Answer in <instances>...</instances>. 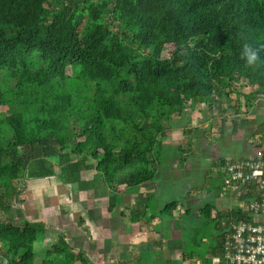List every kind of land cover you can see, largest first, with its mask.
Returning <instances> with one entry per match:
<instances>
[{
  "label": "trees",
  "instance_id": "16d2710c",
  "mask_svg": "<svg viewBox=\"0 0 264 264\" xmlns=\"http://www.w3.org/2000/svg\"><path fill=\"white\" fill-rule=\"evenodd\" d=\"M246 42L264 44V0H0L10 83L0 86V243L10 264H36L45 221L8 219L34 179L80 182L94 170L123 194L156 179L162 141L186 110L216 116L238 87L245 114L264 100V49L248 65ZM212 208L201 209L206 219ZM249 220L227 219L221 253L231 224ZM41 264L90 263L60 234Z\"/></svg>",
  "mask_w": 264,
  "mask_h": 264
},
{
  "label": "crops",
  "instance_id": "0c3cea01",
  "mask_svg": "<svg viewBox=\"0 0 264 264\" xmlns=\"http://www.w3.org/2000/svg\"><path fill=\"white\" fill-rule=\"evenodd\" d=\"M255 108L248 114L255 113ZM212 113L214 114L210 108L204 105L186 110L181 121L174 122L173 128L162 141L166 148L162 152H169V154H164L165 156L160 161L154 181L130 188L123 194L113 195L102 179L98 177V180L93 182L92 193L86 191L88 192L86 195V192L83 191V194L77 199L75 206L77 211L73 213L72 224L68 218V226L55 232V235L47 237V224L51 222L54 215H49V217L38 214L16 216V220L14 219L12 222L16 225H23L20 219L45 221L43 236L34 244L35 263L41 264L46 257L47 250L60 234L65 236L66 242L74 250L83 253L90 264H213L214 258H221L220 247L222 236L227 231V219L244 211V202L240 200L241 193L238 185H226V182L222 184L221 188L215 187V190L220 191L218 194L215 193L217 197L222 194L221 192H227L225 198L218 199L217 206L210 199V195L205 203L198 196L193 197L191 191L189 193L191 187L188 185L185 199L161 204L158 196L159 187H161L159 181L174 178L172 172L178 169L181 161H185L183 157L193 155L197 148L196 144L205 146V148L208 145H214L212 144V134L221 135L225 130L226 125L218 126L220 119L213 117ZM257 113L260 112L257 111ZM261 113L263 116L259 115L261 116L259 121V116L249 117L247 115L244 118L245 115H242V117L239 116V123L232 124V130L235 133L242 126H252L251 132L245 138L247 142L243 146L247 157L256 156L263 147L256 141L258 128L264 122H260L264 118V111L261 110ZM230 121L232 120L230 119ZM205 151L202 150L204 155L207 153ZM178 152L183 154L182 158ZM242 157H239L234 151L223 152L221 148L209 151V168H207L209 172L205 171V182L208 183V176L215 171L214 169L221 172L222 163ZM179 158H181L180 161H178ZM164 163L168 165L169 169L162 174ZM93 172L96 173L94 170ZM83 173L90 178L92 171ZM52 178L55 177L43 179V183L35 184V188L41 186L40 190L47 189L49 186L46 182ZM83 178L85 179L84 176L82 180ZM178 179L180 181V178ZM111 201L114 205L112 210L109 208ZM175 201L177 207L174 210L164 211L167 204ZM152 203L154 207H151ZM207 204L213 205L209 219H206L201 212V209ZM137 209L141 210L139 214L136 212ZM184 213L185 216H182ZM8 218H11V215ZM52 219L56 221L57 217ZM188 219L193 222V225H196L197 229L198 226L210 225V221L214 224L210 226L212 232L199 236L195 247L188 245L189 240L192 239L190 233L195 230L188 227ZM258 219L263 220L264 218ZM200 244L206 247L204 251L199 248ZM222 262L220 264H226ZM0 264H10L1 243Z\"/></svg>",
  "mask_w": 264,
  "mask_h": 264
},
{
  "label": "rangeland",
  "instance_id": "374dc122",
  "mask_svg": "<svg viewBox=\"0 0 264 264\" xmlns=\"http://www.w3.org/2000/svg\"><path fill=\"white\" fill-rule=\"evenodd\" d=\"M68 74H71V70H68ZM4 75L5 74H0V86L3 87V90H6L9 88L10 83L9 80L3 79ZM244 90L245 89L242 88L241 90V88L238 87L233 93L230 94L229 98H224L221 113L216 114V116L212 113L213 117H218V119H220L218 121V126L226 125L225 130L221 133V135H218V133L212 134V144L214 145H208L205 148V146L196 144L197 148L195 147L196 150H194L193 155L183 157L185 161H181V165L178 167V169L172 172L174 178L171 177L170 179H163L159 181L161 187H159L160 189L158 192V196L161 204H166L174 200L185 199L188 193L187 185L191 187L189 193L191 191L193 197L198 196V198H201L204 203L207 201V199H209V195L211 197L210 199L215 202L216 206L218 205V199L222 200L226 197L227 192H221V195H218V197L215 196V193L218 194V192L220 191L214 189L215 187L221 188L223 183H228V178L224 173H221L220 171L218 172V169H214L215 171L210 173L208 176V183L205 182L204 176L206 175L205 171H207V173L209 172L207 170V168H209V151L221 148L223 152L234 151L238 154L239 157H247L243 151V146H245L247 142L245 138L251 132L250 128L252 126H242L235 133L232 130V124L238 122V119H240L242 115H245L244 118H246L247 115L249 117H252L254 115L263 116L261 110L264 111V100L258 101L257 104L254 106V108L256 107L255 113H252L250 115L248 113L245 114L243 112V108L246 103V100L243 95H241L242 91ZM236 109H239L238 113L235 112ZM2 110L3 108L0 107V112ZM257 111L260 113H257ZM261 116H259L258 121L261 119ZM230 119L232 121H230ZM263 121L264 118L260 122ZM164 149L166 148L164 147ZM202 150L207 153L204 155V152H202ZM163 154L168 155L169 152H164ZM178 154L182 158L183 154L181 155L180 152H178ZM181 158H179L178 161H180ZM168 169V165L164 163L162 165V174H164L165 171ZM83 176L85 177V179L83 178L82 180L81 178L80 182H73L69 175L63 177L57 176L55 178L49 179L46 182L47 186L49 187L43 190H40L41 186L35 188V184H41L43 183V180L34 179L32 182H30L31 190L29 189L23 194H21L20 199L22 203L18 201L13 202V207L9 212L11 218L8 219L11 222H14V219L16 220V216H19L21 214H24L25 216H27L28 214L30 216L38 214L46 217H49V215H54V217L52 218L57 217V219L55 221L51 218V222L47 224V237L55 235V232L61 231L63 228H66L68 226V218L70 223L72 224V219L74 216L73 213H76L77 211V209L75 208L77 199L83 194V191H88L92 193L91 191L93 182H96V180H98V176L93 171L90 175V178L86 177L84 173L82 174V177ZM178 178H180V181ZM227 183L226 185H232L231 183ZM103 189L106 191V188L104 186ZM88 192H86V195H88ZM151 207H154L153 203L151 204ZM179 211H182L181 208L179 209ZM182 216H185V213ZM189 222L192 224H190ZM209 224L210 225H204L201 227L198 226L197 229L196 225H193V222L188 219V227L191 228V230L192 228L195 229V232L192 230V233H190L192 234V239H190L188 242L189 247L197 246L195 242L199 241V236L204 233H209L211 231L210 226L214 224L211 221ZM42 236L43 234L40 233L39 238H41ZM199 248H202L201 250L204 251L206 247L200 244Z\"/></svg>",
  "mask_w": 264,
  "mask_h": 264
},
{
  "label": "built area",
  "instance_id": "2783aa9c",
  "mask_svg": "<svg viewBox=\"0 0 264 264\" xmlns=\"http://www.w3.org/2000/svg\"><path fill=\"white\" fill-rule=\"evenodd\" d=\"M262 149L256 156L229 161L221 167L228 183L240 187L245 214L251 221L232 223L222 244V257L213 264H264V134L256 137ZM240 196V197H241Z\"/></svg>",
  "mask_w": 264,
  "mask_h": 264
},
{
  "label": "clouds",
  "instance_id": "9594fccd",
  "mask_svg": "<svg viewBox=\"0 0 264 264\" xmlns=\"http://www.w3.org/2000/svg\"><path fill=\"white\" fill-rule=\"evenodd\" d=\"M264 49V44L255 46L253 43H244L242 45L241 57L246 60L248 65H254L261 59V50Z\"/></svg>",
  "mask_w": 264,
  "mask_h": 264
}]
</instances>
